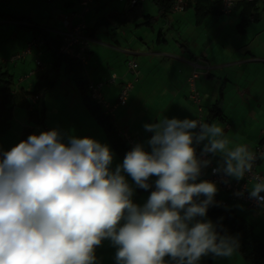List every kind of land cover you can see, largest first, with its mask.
Returning a JSON list of instances; mask_svg holds the SVG:
<instances>
[{
  "label": "clouds",
  "instance_id": "9594fccd",
  "mask_svg": "<svg viewBox=\"0 0 264 264\" xmlns=\"http://www.w3.org/2000/svg\"><path fill=\"white\" fill-rule=\"evenodd\" d=\"M143 127L152 133L147 150L135 143L114 170L107 144L56 128L0 151V264H97L104 240L116 264H199L209 254H236L238 237L207 218L221 205L216 183L201 176L208 157H218L212 174L225 185L247 175L249 198L264 205L257 154L232 145L216 122L164 117ZM126 176L146 191L156 177L142 205Z\"/></svg>",
  "mask_w": 264,
  "mask_h": 264
},
{
  "label": "crops",
  "instance_id": "0c3cea01",
  "mask_svg": "<svg viewBox=\"0 0 264 264\" xmlns=\"http://www.w3.org/2000/svg\"><path fill=\"white\" fill-rule=\"evenodd\" d=\"M185 1L184 10L173 13L170 0H146L132 10L126 2L95 0L84 15L91 34L85 80L99 82L115 75V83L102 89L104 98L114 105L123 84L132 81L127 61L138 63V79L126 105L114 111L112 124L140 135L139 143L147 150L152 133L145 131V124L164 117L196 119L186 79L197 71L203 122L218 123L232 145L247 144L254 151L264 130V2H239L226 16L219 12L217 0ZM80 9L79 0H0V59L21 53L37 37L44 41L31 54L0 65L18 77L15 82L12 76L15 107L28 110L30 93L41 76L55 77L51 90L57 88L58 79L61 90L73 82L63 61L54 68L53 51L46 41L56 46L61 34L78 23ZM207 10L210 13L199 18L197 14ZM39 51L40 60L46 55L42 68L35 64ZM47 92H37L33 107L43 103ZM42 107L45 110L44 103ZM26 119L23 129H34ZM209 158L217 166L219 158ZM258 169L264 176V154ZM236 203L227 199L235 211ZM258 228L264 232V215Z\"/></svg>",
  "mask_w": 264,
  "mask_h": 264
},
{
  "label": "built area",
  "instance_id": "2783aa9c",
  "mask_svg": "<svg viewBox=\"0 0 264 264\" xmlns=\"http://www.w3.org/2000/svg\"><path fill=\"white\" fill-rule=\"evenodd\" d=\"M95 0H79L80 11L77 13L79 18L78 23L61 34V38L59 40V44L56 47V52L58 54L67 56L70 59H75L83 65H87L88 63V52H89V43L91 41L89 31L85 24L84 15L89 11L90 6ZM121 2H126L129 5L133 6L136 4L144 3L146 0H116ZM219 4V11L223 15H229L232 11L235 4L239 2L245 3H260L264 2V0H217ZM186 6L185 0H171L170 11L173 13H181ZM44 41L40 37H37L30 41L25 50L21 53H18L14 56H11L8 60L0 59V65L6 64L8 61L15 62L18 59L23 58L24 56L31 54L32 48L41 47ZM35 64L37 68H42L43 64L40 60V51L36 55ZM127 72L131 75L132 81L123 84L121 91L119 93L117 102L114 105H111L105 98L102 93V89L105 84H114L116 81V76L113 75L110 79L92 82L88 81L87 90L89 92L90 100L99 105L104 112L105 115H108L114 119V111L119 106L126 105L127 96L129 91L133 87V82H136L138 79V63L135 60H128L126 63ZM198 78V72L192 71V73L186 79V85L188 87V98L189 100L196 106L197 108V117L196 120L203 121L202 109L200 106L201 98L200 93L196 86V80ZM39 99L38 94H34L31 97V101L34 103ZM114 125V124H113ZM115 135L122 140V142L131 150L135 143H139L141 140L140 135L133 136L127 130L115 129ZM254 152L258 156V160L253 168V174L262 175L261 172L258 171V165L261 157L264 154V130L261 132V140L259 144L255 147ZM199 153V152H198ZM209 158V157H208ZM216 166L210 165L208 168L203 170V174L201 176L202 180H208L211 182H215L218 188V192L214 199L217 202H220L221 207H225L227 205L226 200L230 199L234 202H241L245 204L248 208L253 210H260L264 215V205H260L256 202L255 199L249 198V188L253 183L250 181L249 177L246 175L244 179L236 181L235 179H229V183L225 185L221 183V177L219 175H213L212 169ZM236 193H241V195H236ZM226 195L225 199L223 196ZM261 196H264V192L260 193Z\"/></svg>",
  "mask_w": 264,
  "mask_h": 264
},
{
  "label": "trees",
  "instance_id": "16d2710c",
  "mask_svg": "<svg viewBox=\"0 0 264 264\" xmlns=\"http://www.w3.org/2000/svg\"><path fill=\"white\" fill-rule=\"evenodd\" d=\"M138 5L140 4L133 5L130 10L138 7ZM209 13L210 10H207L206 13H198L197 15L199 16V18H202ZM96 26H99V24H97ZM46 42L47 45L49 44L48 48L53 51L55 60L54 68L58 67L59 64L63 61L62 64H64L65 66L64 71L72 75V80L75 82L84 109L88 112V114L92 117L96 124L103 130L107 141L113 146L118 154L123 155L124 159L125 154L130 150L122 142V140H120L115 135L112 118L108 115H105L101 107L90 100L89 92L87 90L88 81L84 80L83 75L85 72V65L75 59H70L67 56L58 54L56 52V47L58 46L59 42L56 46L51 45L49 41ZM55 83V77L47 78L46 76H41L36 82L34 90L30 94H37V92L41 90L48 91L55 86ZM12 84V76L8 72L3 71V69L0 68V137L5 135L11 129L13 110L17 104L16 96L12 89ZM28 108H30V105L28 106ZM27 111L28 121L33 123L37 128L44 127V108H33L32 110ZM204 122L208 123V120ZM31 134H35L34 129H23L16 144H18L21 140H26L27 137ZM16 144H14L13 146H15ZM12 147L4 151L10 150ZM149 183L152 184L153 187L146 191L135 186L136 192L146 193L150 195L151 191L154 190V182L152 180H149ZM235 203L236 202H234V204ZM207 216L213 219L214 223H217L219 221L223 225V228L226 230L228 235L238 237V252L244 260H246L250 264H264V243L257 238L254 232L253 225H251L247 220L238 215L234 209H228V204L225 207H210L207 212Z\"/></svg>",
  "mask_w": 264,
  "mask_h": 264
},
{
  "label": "rangeland",
  "instance_id": "374dc122",
  "mask_svg": "<svg viewBox=\"0 0 264 264\" xmlns=\"http://www.w3.org/2000/svg\"><path fill=\"white\" fill-rule=\"evenodd\" d=\"M46 56V55H45ZM45 56L41 58L45 62ZM26 59V58H25ZM21 66V65H19ZM15 82L18 80L17 75L12 74ZM85 80V77H84ZM14 82V83H15ZM62 80L58 79L57 88L48 90L47 95L43 98L45 107L44 127L37 128L33 123L30 124L34 128L35 134L38 135L42 131H48L53 128L59 129L65 135H74L78 138L89 137L99 141L102 144H107L114 153L112 169H115L117 164L123 162V155L118 154L113 146L107 141L103 130L96 124L88 112L84 109L75 82L66 83L63 90L60 89ZM43 103L39 102L35 107L42 109ZM28 111L21 107H14L11 129L0 137V150L4 151L12 147L18 142V138L23 130V123L27 118ZM28 121V118L26 119ZM259 166V165H258ZM258 169V168H257ZM259 171V169H258ZM129 184L134 189L132 200L138 205L146 202L149 194L137 193L134 182L130 177L126 176ZM156 177H151L150 180L155 181ZM251 187V186H250ZM230 207H228L229 209ZM236 213L247 220L254 227V232L257 238L264 243V232L259 229L260 218L263 215L260 210L249 209L241 202L236 203ZM208 219L212 220L207 216ZM116 249L111 245L110 241H102L101 246L96 248L95 255L97 257V264H116L115 261ZM167 259V258H166ZM199 264H250L237 251L231 258H218L209 254L202 257Z\"/></svg>",
  "mask_w": 264,
  "mask_h": 264
}]
</instances>
